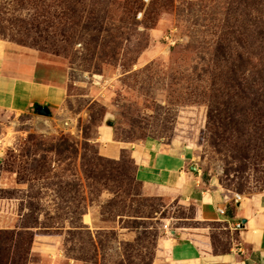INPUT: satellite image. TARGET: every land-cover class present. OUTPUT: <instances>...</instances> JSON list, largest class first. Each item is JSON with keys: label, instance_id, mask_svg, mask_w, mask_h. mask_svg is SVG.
I'll return each mask as SVG.
<instances>
[{"label": "rangeland", "instance_id": "1", "mask_svg": "<svg viewBox=\"0 0 264 264\" xmlns=\"http://www.w3.org/2000/svg\"><path fill=\"white\" fill-rule=\"evenodd\" d=\"M93 1L103 11L91 20L79 21L81 7L74 6L68 23L61 6L54 28L46 21L27 40L0 36L8 43L0 59L35 50L62 59L69 75L57 113L0 111V264H164L172 229H206L184 222L194 208L184 197L147 190L130 151L114 161L100 157L97 140L108 128L118 142L188 149L205 183L242 197L264 190V128L233 114L220 125L207 120L204 105L188 103V77L204 60L183 50L204 41V22L184 4L198 0H143L138 12L137 0ZM221 1L204 5L220 10ZM73 31L86 35L69 39ZM31 216L50 230L37 231L33 241L20 230L34 226ZM80 219L93 235L66 231ZM209 228L219 251L226 250L229 233ZM262 257L259 264L264 251Z\"/></svg>", "mask_w": 264, "mask_h": 264}, {"label": "crops", "instance_id": "2", "mask_svg": "<svg viewBox=\"0 0 264 264\" xmlns=\"http://www.w3.org/2000/svg\"><path fill=\"white\" fill-rule=\"evenodd\" d=\"M0 49L8 50V43L1 39ZM6 67L12 69L8 71ZM49 72H52L50 77ZM68 81V69L62 59L18 49L14 57L5 55L0 59V111L19 115L43 106L57 113L67 98ZM97 142L99 154L108 159L118 160L126 151L134 154L137 178L152 194L180 195L195 207L198 221L229 226L232 245L225 254H213L207 235L201 231L188 228L170 231L163 244L164 264H259L263 261V191L243 196L234 204L231 202L234 196L225 199L224 189L218 183L214 180L205 183L197 176L188 149L156 141L118 142L110 128L100 133ZM238 223L242 228L234 237L233 228Z\"/></svg>", "mask_w": 264, "mask_h": 264}, {"label": "trees", "instance_id": "3", "mask_svg": "<svg viewBox=\"0 0 264 264\" xmlns=\"http://www.w3.org/2000/svg\"><path fill=\"white\" fill-rule=\"evenodd\" d=\"M205 2L206 0H198L197 4H184V11L195 7L194 13L204 22V25H201V38L204 41H199L198 45H188L183 50L187 58L192 57L196 52V57L201 58L202 55L204 60L191 70L188 77V103L204 105L207 110V120L217 121L220 125L233 114L244 118L252 124V127L261 125L264 128V0H224L221 1L223 6L220 10L213 8L211 3L208 6L204 5ZM95 5L93 0H0V36L11 35L27 40L30 33H40L46 21L49 22L50 28H54L57 25L55 21L62 15L61 6L68 9V23H72L76 17L74 6L81 7L80 14L77 15L79 21L91 20L97 13H94L95 11H103V8H97ZM143 6V0H137L135 10L138 12ZM99 29L96 27L95 31ZM85 35V32L73 31L69 33L68 38L80 39ZM247 76L252 79L251 83L248 82ZM189 85L192 89H189ZM24 171L26 169H23ZM223 189L225 199L236 194L229 189ZM231 202L236 204L234 199H231ZM83 215L84 213L81 217ZM187 221L197 222L206 229H210V226L213 227L212 229L218 227L229 233L227 237H231L226 223L198 221L195 217V207L191 217H185L184 222ZM32 222L34 226L25 224L20 229L31 235V241L37 231L45 230V227L40 226L38 217ZM47 228H54L56 234H64L60 227ZM181 228L194 229L206 234L213 254L230 252L232 245L230 238L226 239L228 240L226 250L219 251L220 246L214 243L216 241L213 233L210 234L200 227L196 229L182 226ZM83 230L93 235L89 226L81 219L79 225H74L66 231L71 233ZM233 235L237 237L238 230H235Z\"/></svg>", "mask_w": 264, "mask_h": 264}, {"label": "water", "instance_id": "4", "mask_svg": "<svg viewBox=\"0 0 264 264\" xmlns=\"http://www.w3.org/2000/svg\"><path fill=\"white\" fill-rule=\"evenodd\" d=\"M35 111L40 115V116H46L49 117L51 116V112L47 107H43V106H36ZM63 125H69V121L65 120L63 122ZM243 223L246 222L245 219L242 220Z\"/></svg>", "mask_w": 264, "mask_h": 264}, {"label": "built area", "instance_id": "5", "mask_svg": "<svg viewBox=\"0 0 264 264\" xmlns=\"http://www.w3.org/2000/svg\"><path fill=\"white\" fill-rule=\"evenodd\" d=\"M263 193H264V190H263ZM234 202L235 203H237V202H240L241 201V199H242V196L240 195V194H238V193H236L235 195H234ZM219 213H221V214H224V210H221V209H219ZM242 228V224H240V223H238L234 228H233V230H240ZM167 230V229H166ZM167 233V232H166Z\"/></svg>", "mask_w": 264, "mask_h": 264}]
</instances>
